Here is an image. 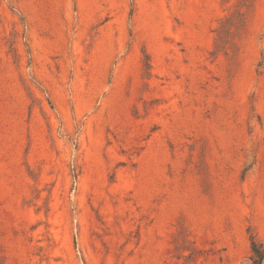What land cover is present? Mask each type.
<instances>
[{
    "label": "rangeland",
    "instance_id": "obj_1",
    "mask_svg": "<svg viewBox=\"0 0 264 264\" xmlns=\"http://www.w3.org/2000/svg\"><path fill=\"white\" fill-rule=\"evenodd\" d=\"M251 238L264 0H0V264H251Z\"/></svg>",
    "mask_w": 264,
    "mask_h": 264
},
{
    "label": "trees",
    "instance_id": "obj_2",
    "mask_svg": "<svg viewBox=\"0 0 264 264\" xmlns=\"http://www.w3.org/2000/svg\"><path fill=\"white\" fill-rule=\"evenodd\" d=\"M250 257L249 260L251 264H262L264 260V246L256 242L251 238L250 243Z\"/></svg>",
    "mask_w": 264,
    "mask_h": 264
}]
</instances>
